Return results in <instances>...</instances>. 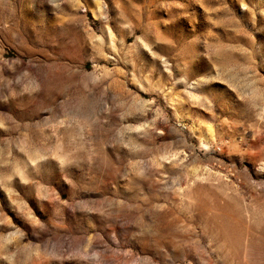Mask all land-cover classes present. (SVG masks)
Masks as SVG:
<instances>
[{"label": "rangeland", "instance_id": "1", "mask_svg": "<svg viewBox=\"0 0 264 264\" xmlns=\"http://www.w3.org/2000/svg\"><path fill=\"white\" fill-rule=\"evenodd\" d=\"M0 264H264V0H0Z\"/></svg>", "mask_w": 264, "mask_h": 264}]
</instances>
